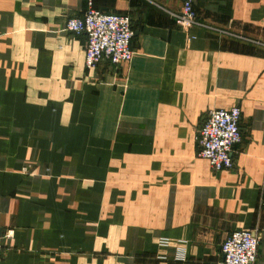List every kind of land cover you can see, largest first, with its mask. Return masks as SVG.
I'll use <instances>...</instances> for the list:
<instances>
[{"label":"crops","instance_id":"1","mask_svg":"<svg viewBox=\"0 0 264 264\" xmlns=\"http://www.w3.org/2000/svg\"><path fill=\"white\" fill-rule=\"evenodd\" d=\"M93 3L130 16V62L86 68L66 22L88 0H0V264H224L241 229L264 264V0H194L243 38L184 30L181 0ZM233 106L243 140L215 172L197 132Z\"/></svg>","mask_w":264,"mask_h":264},{"label":"built area","instance_id":"2","mask_svg":"<svg viewBox=\"0 0 264 264\" xmlns=\"http://www.w3.org/2000/svg\"><path fill=\"white\" fill-rule=\"evenodd\" d=\"M181 8L171 11L175 22L184 30L202 27L220 34L241 37L226 29L209 25L198 17L194 0H181ZM66 29L76 33H86L88 42L85 48V66L92 70L107 60L119 65L130 62L134 55L132 39L135 29L129 15L116 12H103L88 0V7L82 16L70 17ZM242 109L240 106L215 108L208 112L204 123L197 132L198 156L205 158L212 170L219 172L231 169L235 164L236 147L243 140L241 128ZM11 236V233L8 234ZM0 237V249H1ZM169 244L161 240V245ZM260 237L255 230L241 229L232 232L222 243L224 264H256L259 254ZM186 248H177L175 258L185 260Z\"/></svg>","mask_w":264,"mask_h":264},{"label":"water","instance_id":"3","mask_svg":"<svg viewBox=\"0 0 264 264\" xmlns=\"http://www.w3.org/2000/svg\"><path fill=\"white\" fill-rule=\"evenodd\" d=\"M1 233H2V230L0 229V235H1Z\"/></svg>","mask_w":264,"mask_h":264}]
</instances>
